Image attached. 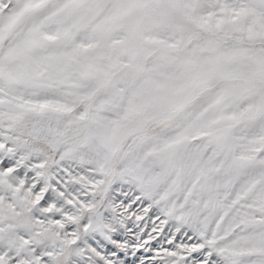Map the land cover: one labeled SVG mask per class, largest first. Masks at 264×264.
I'll use <instances>...</instances> for the list:
<instances>
[{"label":"snow or ice","instance_id":"6c2138e0","mask_svg":"<svg viewBox=\"0 0 264 264\" xmlns=\"http://www.w3.org/2000/svg\"><path fill=\"white\" fill-rule=\"evenodd\" d=\"M0 264H264V0H0Z\"/></svg>","mask_w":264,"mask_h":264}]
</instances>
